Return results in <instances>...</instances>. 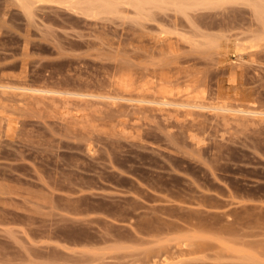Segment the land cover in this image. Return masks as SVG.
Here are the masks:
<instances>
[{
    "label": "rangeland",
    "instance_id": "1",
    "mask_svg": "<svg viewBox=\"0 0 264 264\" xmlns=\"http://www.w3.org/2000/svg\"><path fill=\"white\" fill-rule=\"evenodd\" d=\"M12 1L0 84L123 99L0 88V264H264V16Z\"/></svg>",
    "mask_w": 264,
    "mask_h": 264
},
{
    "label": "bare ground",
    "instance_id": "2",
    "mask_svg": "<svg viewBox=\"0 0 264 264\" xmlns=\"http://www.w3.org/2000/svg\"><path fill=\"white\" fill-rule=\"evenodd\" d=\"M45 3H50V4L53 3V4H56L58 6H63V7L67 8L68 10H70L76 14H81L83 16L90 17V18H100V17H104V16L105 17L106 16H115V17L117 16L118 17L119 15L122 17L121 14H123V12L126 10V8H130V9L133 8L136 12H138L139 15H141L140 20L141 19L145 20V19H147L146 11H148L149 9L152 10V8H150V7H153V8L157 7L158 9L161 10V8L171 6L175 10H178V12L179 11L185 12L186 9L188 8L187 10H189L190 7L191 8L192 7L197 8L199 6H207V7L212 6L213 7V6H221V5L227 4V3H230V4H232V3H240V4L241 3H247L250 6H252L253 10L256 13L255 15H257V17L260 20L264 16V0H13L11 2V4L19 7L28 19H31L34 17V15H35L34 10L37 9L36 8L37 6H39V5L45 6L46 5ZM193 9H195V8H193ZM147 20H149V19H147ZM256 34L259 35V33H256ZM4 87H5V89H7V87L19 88L20 90H25L26 93L29 91V93H31V92L32 93H39L41 95H43L44 93H46V94H48V93L58 94V95L66 97V100L69 97H75V98L79 97V99L82 98V101H83V98L85 96H87L89 98H92V97L107 98V99H111L113 101L116 99H121V98L123 99V97H117L114 95L102 94V93L101 94L91 93V92L85 93V92L70 91V90L60 91V90L36 88V87H25V86L13 87L12 85L8 86V85L0 84V88L4 89ZM137 97H139V96H137ZM137 97L132 98V97L127 96L126 99L127 100H135V101L140 102V103H156V104H163V105L175 104V105H179V106H185V107L187 106L189 108L190 107H192V108L193 107L205 108V107L209 106V105L207 106L206 104L201 103L202 101L201 102L199 101L200 103H198V101L195 102V100H194V102H192L193 100H189V99H186V101H184V102L183 101L182 102L172 101L171 98L169 96H167L166 94L162 95L161 97H152V98H149L148 96H144V95H141L139 98H137ZM85 101H87V99ZM109 102H111V101H109ZM207 104H209V103H207ZM209 107H211V106H209ZM215 108H219V109L222 108L223 109V108H225V105L220 106V107L218 106ZM228 110H230V109H228ZM232 110H234V109H232ZM244 111H248V110L241 109L239 112H244ZM248 112H251V111H248ZM248 112H246V113H248ZM255 113L257 114V112H255ZM258 114L261 115L262 112H258Z\"/></svg>",
    "mask_w": 264,
    "mask_h": 264
}]
</instances>
